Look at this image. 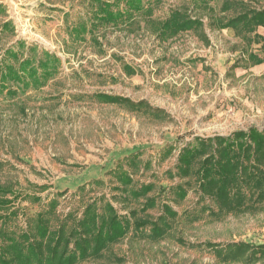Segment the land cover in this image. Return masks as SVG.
I'll list each match as a JSON object with an SVG mask.
<instances>
[{
  "label": "rangeland",
  "instance_id": "374dc122",
  "mask_svg": "<svg viewBox=\"0 0 264 264\" xmlns=\"http://www.w3.org/2000/svg\"><path fill=\"white\" fill-rule=\"evenodd\" d=\"M223 2L146 0L152 17L137 14L116 27L90 24L82 0H0V55L23 40L61 58L57 69H40L44 85L24 93L11 84L20 89L15 96L0 88V199L12 201L16 212L11 230L33 226L52 201L60 217L81 214L103 195L122 215L139 209L134 201L113 200L118 171L130 173L136 187L155 182L151 195L162 203L180 183L166 172H175L180 150L196 137L264 131V50L254 38L264 37V28L255 34L223 29L236 15L223 12ZM181 8L202 17L203 27L163 41L159 23ZM5 22L13 32L2 33ZM98 93L145 101L168 116L100 103ZM168 146L175 151L163 161ZM135 153L139 168L123 162ZM145 162L150 171L144 172ZM169 201L179 217L167 236L155 241L149 231L131 232L103 258L79 264H225L201 245L264 244V203L216 216V204L201 201L196 183L184 202ZM160 213L148 211L153 218ZM247 261L233 264H264Z\"/></svg>",
  "mask_w": 264,
  "mask_h": 264
},
{
  "label": "trees",
  "instance_id": "16d2710c",
  "mask_svg": "<svg viewBox=\"0 0 264 264\" xmlns=\"http://www.w3.org/2000/svg\"><path fill=\"white\" fill-rule=\"evenodd\" d=\"M223 1V12L232 10L236 13L222 25L223 29L232 27L236 31L255 34L264 28V0H253L262 3L257 7L245 0ZM82 4L87 7L85 18L96 26L112 24L118 27L133 22L137 14L147 13L152 17L151 9H146V0H82ZM202 19L191 17L185 8L176 9L169 19L159 23L157 36L167 41L181 32L200 29ZM4 31L13 32L11 22L3 24L2 33ZM254 38L256 43L263 41L264 50V37L255 34ZM0 56L1 92L7 90L11 96L20 91L9 88L11 84L21 87L25 93L32 84L44 85L46 74L40 73V69L51 67L55 70L61 64V58L56 54L23 40L16 41ZM94 98L100 103L168 116L145 101L133 102L127 97L102 93L95 94ZM174 151L173 146H168L162 160L170 158ZM139 156L135 153L123 162L139 168ZM151 166L150 162H145L144 172L150 171ZM114 174L119 186L114 188L117 195L112 197L113 200L134 201L139 209L128 208L129 213L122 215L103 195L90 200L81 214L70 212L60 217L56 213L57 203L52 201L46 211L38 214L33 226L27 223L25 228L11 230L8 221L16 212L11 211L12 201L0 199V207L7 211L6 215H0V264H79L101 259L111 246L122 242L131 232L140 236L149 231L146 236L159 241L168 235L179 217L169 200L172 199L175 205L184 202L193 183L198 186L201 201L209 199L216 204V216L241 214L251 205L263 204L264 131L251 128L228 136L196 137L180 150L175 172H166L170 179L177 178L180 183L171 187L167 201L162 203H159V195H151L157 190L155 182L136 187L130 173L118 171ZM156 208H160L161 213L153 218L148 211ZM201 246L213 250L219 262L225 264L264 261V244L205 243Z\"/></svg>",
  "mask_w": 264,
  "mask_h": 264
}]
</instances>
